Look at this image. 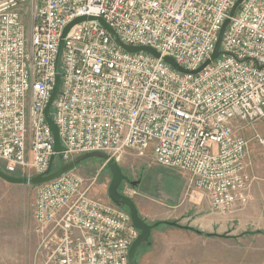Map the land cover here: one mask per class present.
I'll use <instances>...</instances> for the list:
<instances>
[{
  "label": "built area",
  "instance_id": "built-area-1",
  "mask_svg": "<svg viewBox=\"0 0 264 264\" xmlns=\"http://www.w3.org/2000/svg\"><path fill=\"white\" fill-rule=\"evenodd\" d=\"M236 1L0 0L5 173L30 181L84 154L117 161L128 150L149 152L158 166L186 173L212 211L229 214L245 205L252 178L247 141L235 129L264 121V0H243L229 18ZM79 17L101 18L122 44L159 57L123 50L97 21L72 26L50 106L56 153L44 109L61 34ZM228 18L218 57L192 73L210 58ZM256 139L264 146V136ZM35 187L42 261L34 264H129L139 231L127 210L91 198L72 170Z\"/></svg>",
  "mask_w": 264,
  "mask_h": 264
},
{
  "label": "rangeland",
  "instance_id": "rangeland-1",
  "mask_svg": "<svg viewBox=\"0 0 264 264\" xmlns=\"http://www.w3.org/2000/svg\"><path fill=\"white\" fill-rule=\"evenodd\" d=\"M27 19L24 16L25 22ZM235 133L247 141L246 164L252 178L250 199L229 214L208 218L207 230L202 233L207 243H202L200 258L191 255L199 244L190 234L165 224L188 227V213L193 212L188 198L196 190L190 187L189 176L158 166L149 152L128 150L117 160L122 173L130 181L138 182L136 186L122 182L119 193L132 199L146 223H160L151 230L148 243L137 249L138 264H154L165 250L170 256L169 264H199V260L201 264H264V146L256 139V135L264 136V121L252 125L239 123ZM0 170L5 173L2 166ZM72 171L83 178V187L89 186L91 198L110 203L107 190L112 176L103 160L88 158ZM92 179L95 182L90 185ZM35 194V185L11 184L0 178V264L42 261L38 253L41 236L33 219Z\"/></svg>",
  "mask_w": 264,
  "mask_h": 264
},
{
  "label": "water",
  "instance_id": "water-1",
  "mask_svg": "<svg viewBox=\"0 0 264 264\" xmlns=\"http://www.w3.org/2000/svg\"><path fill=\"white\" fill-rule=\"evenodd\" d=\"M243 2V0H237L232 8L230 9L229 12V18L232 17L235 13V10L237 9V7ZM229 18L226 19L218 33V39L217 42L215 44L214 50L210 56V58L208 60H206L197 70L193 71L192 73H198L200 72L205 66H207L211 61L215 60L218 55V49L221 43V38H222V34L226 28V26L229 23ZM85 20H93V21H97L100 25H102L107 31L108 33L111 35V38L113 39V41H115L123 50L130 52V53H136V52H146L149 53L151 55H153L154 57L158 58L159 54L151 48H147V47H131V46H125L124 44H122L117 35L115 34V32L101 19V18H95V17H79L76 18L75 20H73L71 23H69L63 30L62 34H61V38L59 41V45H58V51H57V56H56V60H55V84L53 87V90L51 92V95L49 97V100L45 106L44 109V116H45V121L48 124L50 130L52 131L53 134V138H54V152L58 153L61 151V147H60V142H59V138H58V132H57V128L55 126V124L53 123L51 117H50V106L52 101L54 100V97L58 91V87H59V64H60V59H61V53H62V48H63V39L65 38L66 34L69 32V30L71 29L72 26H74L75 24H78L79 22L85 21ZM164 62L167 63L168 65H170L173 69L177 70L178 72L181 73H186L187 71H185L184 69H182L179 65H177L174 60L170 57H164L163 58ZM98 158L100 160L103 161H107L106 166L112 176L111 181L109 183L108 186V190H107V194H108V199L109 201L114 204L117 207H125L130 215L131 218V222L133 224V226L139 231V234L137 236V238L134 240V242L132 243L130 249H129V254H128V260H129V264H138L135 258V253L137 251V249L142 245V244H146L148 243L149 237L151 235V230L153 228H156L157 226L160 225L159 222H156L152 225H149L148 223H146L138 214V210L136 208V205L134 204V202L132 201L131 198L122 195L121 193H119V186L121 184L122 181L125 182H129L128 177H126L123 173L122 170L118 164V162L115 159H109L108 160V156L104 153H100V152H94V153H89V154H84V155H80L78 157H76L75 159H73L72 161H70L67 164H62L60 165L56 170L51 171V169L49 168L46 173L44 175H37L35 177H32L30 179V181H27L26 178H20V177H14V176H10L7 175L5 173H3L0 170V178L8 183L11 184H31V185H39L48 181H51L57 177H59L60 175L71 171L74 169V167H76L80 162L88 159V158ZM138 184V182H130L131 186H136ZM168 226H176V227H184V226H178L177 224L173 223V222H166L165 223Z\"/></svg>",
  "mask_w": 264,
  "mask_h": 264
},
{
  "label": "crops",
  "instance_id": "crops-1",
  "mask_svg": "<svg viewBox=\"0 0 264 264\" xmlns=\"http://www.w3.org/2000/svg\"><path fill=\"white\" fill-rule=\"evenodd\" d=\"M194 195V196H193ZM193 195H191L188 200L192 202V208L193 212H189L188 215V228L190 229H181L183 232H187L192 236V239L195 241V243L199 244L198 249H195L194 253H191V255L199 256V258L202 256V243L206 246L207 243V237H203V232L207 230L208 226V218H218V216H221V214L214 212L210 209L208 205V201L205 199L203 194L199 191H194ZM174 227V226H173ZM187 227V226H184ZM192 227V228H191ZM204 251V255H206ZM169 253L168 251H164L162 254L159 255V257L156 259L154 264H169ZM199 264H201V260H199Z\"/></svg>",
  "mask_w": 264,
  "mask_h": 264
},
{
  "label": "flooded vegetation",
  "instance_id": "flooded-vegetation-1",
  "mask_svg": "<svg viewBox=\"0 0 264 264\" xmlns=\"http://www.w3.org/2000/svg\"><path fill=\"white\" fill-rule=\"evenodd\" d=\"M128 179H129V178H128ZM122 182H124V183L130 185V182H132V181L129 180V182H125V181H122ZM122 182H121V183H122ZM120 185H121V184H120ZM130 186H131V185H130ZM119 187H120V186H119Z\"/></svg>",
  "mask_w": 264,
  "mask_h": 264
},
{
  "label": "trees",
  "instance_id": "trees-1",
  "mask_svg": "<svg viewBox=\"0 0 264 264\" xmlns=\"http://www.w3.org/2000/svg\"><path fill=\"white\" fill-rule=\"evenodd\" d=\"M181 228H183V229H190L188 227H181ZM190 230H193V229H190ZM207 236H210V235H207Z\"/></svg>",
  "mask_w": 264,
  "mask_h": 264
}]
</instances>
